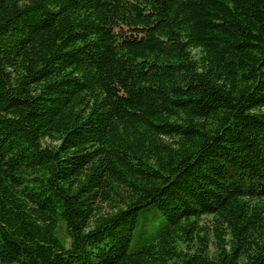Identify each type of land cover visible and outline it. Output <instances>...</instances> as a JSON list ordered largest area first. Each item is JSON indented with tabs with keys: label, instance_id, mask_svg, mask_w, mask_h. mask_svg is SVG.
<instances>
[{
	"label": "trees",
	"instance_id": "trees-1",
	"mask_svg": "<svg viewBox=\"0 0 264 264\" xmlns=\"http://www.w3.org/2000/svg\"><path fill=\"white\" fill-rule=\"evenodd\" d=\"M0 264H264V0H0Z\"/></svg>",
	"mask_w": 264,
	"mask_h": 264
}]
</instances>
